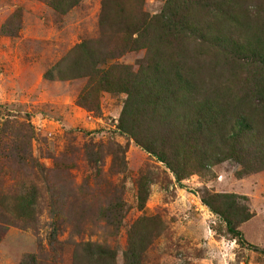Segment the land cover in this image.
Masks as SVG:
<instances>
[{
	"label": "rangeland",
	"instance_id": "obj_1",
	"mask_svg": "<svg viewBox=\"0 0 264 264\" xmlns=\"http://www.w3.org/2000/svg\"><path fill=\"white\" fill-rule=\"evenodd\" d=\"M166 1L0 0V264L30 254L37 264H85L82 244L89 242L125 264L124 250L139 239L141 264H264V170L245 173L229 158L201 167L195 146L173 139L167 161L177 180L169 164L117 129L130 78L147 59L131 40ZM217 1L218 13L238 19L230 26L221 20L233 48L223 53L179 36L171 50L191 66L211 110L212 99L245 97L239 108L264 127V107L251 96L264 86L252 55L264 52V0ZM86 54L104 61L90 72L85 59L72 75L74 59ZM55 65L64 77L49 80ZM143 124L141 139L157 125ZM213 194L234 196L225 201L236 203V218L251 213L237 227L244 243L203 203ZM24 198L34 203L25 207Z\"/></svg>",
	"mask_w": 264,
	"mask_h": 264
},
{
	"label": "trees",
	"instance_id": "obj_2",
	"mask_svg": "<svg viewBox=\"0 0 264 264\" xmlns=\"http://www.w3.org/2000/svg\"><path fill=\"white\" fill-rule=\"evenodd\" d=\"M221 9L217 0H167L160 15L136 27L137 37L131 41L136 44L135 48L146 49L147 59L145 64L141 61L137 75L130 78L117 129L132 137L137 145L158 161L167 164L170 163L167 157L172 151L170 145L174 144L172 140L178 139L177 143L181 145L190 143L195 146L197 162L201 167L229 158L238 161L245 173L264 170V127L258 125L253 113L239 108L244 100L248 99L241 97L235 102L225 98L221 104L212 99L216 106L211 110L208 105L210 99L205 98V92H201L194 83L191 66H187L185 59L171 50L170 40L173 42V39L184 36L186 39L194 37L204 43L211 42L223 53L230 51L235 40L231 34L225 32L227 25L222 24L221 20L223 17L228 18L226 21L230 26L238 19L230 12L218 13ZM212 22L214 26L211 28ZM134 30H131L130 34ZM80 46L86 48L85 44ZM252 55L256 56L255 60L264 68V52H253ZM85 59L89 62L90 72L95 63L104 61L103 58L92 54L81 55L73 61L72 71H75L74 67L79 70L72 75L80 73L82 66L86 64ZM60 65L57 68L60 69ZM55 69L56 65L45 73V77L49 80L56 76L64 77V72ZM251 96L257 100V105L264 107L263 85L254 86ZM192 104L195 105L193 112ZM183 107L188 108L184 116L180 114ZM146 120L148 124L154 122L157 125L150 127L148 134H143L142 139L138 138L137 134ZM178 120L184 121L183 128L172 130ZM214 128L216 131H213ZM217 141L219 145H215ZM185 151L186 147L184 154ZM169 168L177 180H180L181 176L170 164ZM232 197L234 196L229 194H213L202 197V201L212 212L222 217L228 232L239 239L240 243H244L242 232L237 230V227L248 219L251 213L246 208V214L236 218V203L225 201ZM217 199H221L219 204H216ZM33 203L26 198L21 201L25 207ZM54 239L53 231L48 241L50 245ZM141 242L139 239L137 243L132 240L128 243L123 252L125 264H141ZM82 247L81 256L85 264H115L112 250L91 242L82 244ZM20 264H37V258L33 254L27 255Z\"/></svg>",
	"mask_w": 264,
	"mask_h": 264
}]
</instances>
